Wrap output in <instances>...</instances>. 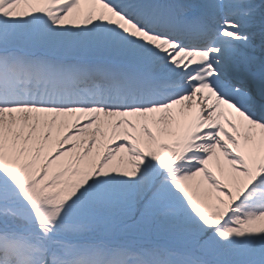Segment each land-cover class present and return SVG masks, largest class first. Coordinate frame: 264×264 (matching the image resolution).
Here are the masks:
<instances>
[{"label": "snow or ice", "instance_id": "obj_1", "mask_svg": "<svg viewBox=\"0 0 264 264\" xmlns=\"http://www.w3.org/2000/svg\"><path fill=\"white\" fill-rule=\"evenodd\" d=\"M0 264H264V0H0Z\"/></svg>", "mask_w": 264, "mask_h": 264}]
</instances>
